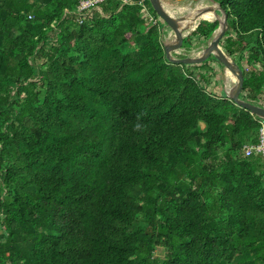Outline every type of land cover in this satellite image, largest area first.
Wrapping results in <instances>:
<instances>
[{
    "label": "trees",
    "instance_id": "1",
    "mask_svg": "<svg viewBox=\"0 0 264 264\" xmlns=\"http://www.w3.org/2000/svg\"><path fill=\"white\" fill-rule=\"evenodd\" d=\"M215 1L264 107V0ZM77 4L0 0V264H264V159L242 152L264 122L208 90L211 57L166 60L148 0Z\"/></svg>",
    "mask_w": 264,
    "mask_h": 264
},
{
    "label": "water",
    "instance_id": "2",
    "mask_svg": "<svg viewBox=\"0 0 264 264\" xmlns=\"http://www.w3.org/2000/svg\"><path fill=\"white\" fill-rule=\"evenodd\" d=\"M182 1H184L182 7H170L166 6L161 0H148L151 9L163 23L160 41L166 60L172 64L200 65L211 57L221 66L224 96L236 106L247 110L251 115L264 122L263 106H258L239 98L242 84L241 70L228 52L220 45L228 31L225 10L215 0ZM182 8L183 10H180ZM206 12L213 14L212 20L201 19V16ZM202 21L215 22L217 26L208 39L198 46V51L193 54V47L186 49L183 47L182 42ZM183 49L186 54L178 56L177 51Z\"/></svg>",
    "mask_w": 264,
    "mask_h": 264
},
{
    "label": "built area",
    "instance_id": "3",
    "mask_svg": "<svg viewBox=\"0 0 264 264\" xmlns=\"http://www.w3.org/2000/svg\"><path fill=\"white\" fill-rule=\"evenodd\" d=\"M109 1H117L120 2L121 4H127L129 2V0H78V4L76 6L74 14L80 18L79 19V23H80L81 20L88 17L91 12L100 11V5ZM141 12L145 14L149 20L152 19V16L149 14V12L146 10L145 7L142 8ZM28 18H30V16H28ZM177 54L178 56H181L183 54H186V51L184 49L178 50ZM242 152L244 157H248L250 155H256V156H261L264 159V124L263 123H261V126L259 128L258 143L254 145H245L243 147Z\"/></svg>",
    "mask_w": 264,
    "mask_h": 264
},
{
    "label": "crops",
    "instance_id": "4",
    "mask_svg": "<svg viewBox=\"0 0 264 264\" xmlns=\"http://www.w3.org/2000/svg\"><path fill=\"white\" fill-rule=\"evenodd\" d=\"M166 6H170V7H182L184 5V1L182 0H161ZM203 43V42H200V43H197L193 46V52H197L198 51V46ZM220 68V67H219ZM214 71L213 72H218V70H215L213 69ZM220 70L222 71V69L220 68ZM197 71V70H196ZM207 76H208V80H211L212 84L210 86L209 83H207V88L210 92H212L213 94L217 95V96H221V95H224V91H223V88H224V82H223V79H222V82L221 83H218L217 80H216V75L212 76L211 73L209 74L207 72ZM214 80V81H213Z\"/></svg>",
    "mask_w": 264,
    "mask_h": 264
},
{
    "label": "rangeland",
    "instance_id": "5",
    "mask_svg": "<svg viewBox=\"0 0 264 264\" xmlns=\"http://www.w3.org/2000/svg\"><path fill=\"white\" fill-rule=\"evenodd\" d=\"M212 14V13H211ZM205 42V41H204ZM200 43V42H199ZM210 59V58H209ZM208 66L210 67V69H212L211 71L213 72L214 70L213 69H215V70H219L218 72H217V75L216 74H214V75H216V80H217V82L218 83H221L222 82V71L220 70V68H221V66L218 64V63H216V62H212V61H210L209 63H208ZM220 67V68H219ZM213 73H215V72H213ZM214 81V80H213ZM212 81L211 80H209V81H207V83H209L210 84V86H211V83ZM209 86V85H208ZM162 251L160 250V249H157L156 250V252H155V256H157V257H162Z\"/></svg>",
    "mask_w": 264,
    "mask_h": 264
},
{
    "label": "bare ground",
    "instance_id": "6",
    "mask_svg": "<svg viewBox=\"0 0 264 264\" xmlns=\"http://www.w3.org/2000/svg\"><path fill=\"white\" fill-rule=\"evenodd\" d=\"M202 6V5H201ZM180 10H183V8L182 9H180ZM201 19L202 20H212L213 19V14H211V12H206V13H204L202 16H201ZM193 54L195 53V52H192ZM226 74L228 75V73L226 72Z\"/></svg>",
    "mask_w": 264,
    "mask_h": 264
}]
</instances>
